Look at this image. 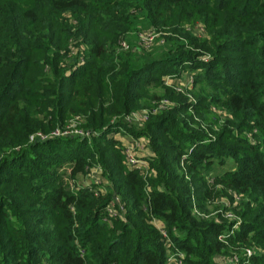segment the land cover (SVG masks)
<instances>
[{"label": "trees", "instance_id": "1", "mask_svg": "<svg viewBox=\"0 0 264 264\" xmlns=\"http://www.w3.org/2000/svg\"><path fill=\"white\" fill-rule=\"evenodd\" d=\"M148 28L162 43L130 46ZM184 71L189 90L164 85ZM74 115L88 135L65 133ZM171 259L264 264V0H0V264Z\"/></svg>", "mask_w": 264, "mask_h": 264}, {"label": "built area", "instance_id": "2", "mask_svg": "<svg viewBox=\"0 0 264 264\" xmlns=\"http://www.w3.org/2000/svg\"><path fill=\"white\" fill-rule=\"evenodd\" d=\"M192 31L196 34V35H202L203 34V27L201 25H197L195 28L192 29ZM156 37H157V33L153 28H149V29H145L142 30L139 33V37H138V44L137 46H135V49L138 50H142V49H149L153 46V44L156 41ZM120 47L124 50L129 49V44L125 41L122 40L120 41ZM177 90H180V88H177ZM169 104L168 100L166 99H162L157 103H154L152 108L150 109H142L139 111H135V112H131L130 114H128L125 119L128 122H141V121H145L148 116L151 113H156L159 112L160 110H162L163 108H165L167 105ZM65 133H69L68 131H66ZM60 132L58 130L53 132V135H59ZM79 135H88V132L83 133L82 131L76 133ZM40 138H45L44 135H39ZM31 140L33 139V136H31L30 138ZM133 140V139H132ZM135 143H142L143 144V140H133ZM137 141V142H136ZM140 145L137 147L136 149H139ZM137 151V150H136ZM136 151L134 150L133 146L127 145L124 148V154H125V164L127 165L128 168L130 169H137L139 170L141 173L146 174L145 172H147V162L142 161L140 158L137 157L136 155ZM114 204L118 205V209L114 206ZM106 210L108 212L109 215L111 216H117V215H122V213L124 211L123 208V204H121L118 200V198L115 199L114 203L108 205L106 207ZM229 218H232L233 215L230 213L226 214ZM160 232L162 234V236L164 238L167 237L166 231L164 229H160ZM166 247H169V240L166 238ZM170 264H181L180 260H175V259H171L170 260Z\"/></svg>", "mask_w": 264, "mask_h": 264}, {"label": "rangeland", "instance_id": "3", "mask_svg": "<svg viewBox=\"0 0 264 264\" xmlns=\"http://www.w3.org/2000/svg\"><path fill=\"white\" fill-rule=\"evenodd\" d=\"M69 21H71V23L73 24V25H75L76 24V22H75V20L72 18V17H70V15H69ZM197 25H199V23H197L196 24V26ZM191 26V25H190ZM190 26H186V28L187 29H190L191 27ZM194 27V26H193ZM149 29V28H148ZM154 30L156 31V33H157V37H156V41H155V43L153 44V46L151 47V48H149V49H143V51H154V49H156L158 46L157 45H159V44H161L162 43V40L163 39H160V36H162V32L161 31H157L155 28H154ZM142 31V30H141ZM141 31H136V32H133V33H129L128 34V39H129V44H130V46H132V45H134V46H137V44H138V37H139V33L141 32ZM203 35L202 36H204L205 35V30H204V28H203ZM126 40V39H125ZM73 46V45H72ZM73 50H74V53H75V51H76V47H74L73 48ZM81 50H83V48L81 47ZM61 53H63V51H61ZM74 53H72V55L70 56V57H66V59H65V63L66 64H68V65H70V63H71V60H73V56H75V55H73ZM189 75H190V72L189 71H184V72H182L181 73V77H178V78H176V77H173V76H170V75H165V76H163V83H164V85H166V86H168V87H172V88H174V90L176 91V92H185V91H187V90H189L190 88H189V86H187L186 85V79L189 77ZM177 88H180V90H177ZM152 90H154V91H156V92H160L161 91V88H151ZM190 99H191V97H190ZM217 111V113L218 114H220L221 116H224L225 114H224V112L223 111H220V110H216ZM135 112V111H134ZM83 119H84V117L82 116V115H74L70 120H69V122H68V125H67V130H68V132L69 133H72V134H76V133H78V132H80V131H82L83 133H85L83 130H82V128L81 127H79V125H80V123L83 121ZM42 135V133H40V132H38L36 135L37 136H39V135ZM126 134H124V133H122V132H120L117 136H125ZM126 137H128L129 138V143H128V145H130V146H133L134 147V150L136 151L137 149H136V147H137V144H138V146L140 145V148L139 149H143L144 148V146H142V143H135L132 139H131V137L129 136V135H126ZM133 138V137H132ZM137 142V141H136ZM138 153H139V151H137ZM232 165V161H228V163L225 165V166H220V165H214V167H213V171H215V172H221L222 170H224V169H226V168H228V167H230ZM60 171L61 172H63V174H62V178H63V180L66 182V183H68V184H72V181L69 179V177H68V173H69V165L68 164H65V166L62 168V169H60ZM99 168L98 167H94L91 171H90V173L88 174V175H86V176H81V177H79V179H78V184H88L90 181H91V179L92 180H94L97 176H98V174H100L99 173ZM146 174H144V175H147V172H145ZM209 208H211V206L209 205ZM226 217H228V216H226ZM229 218V217H228ZM169 248H167V250H168Z\"/></svg>", "mask_w": 264, "mask_h": 264}, {"label": "crops", "instance_id": "4", "mask_svg": "<svg viewBox=\"0 0 264 264\" xmlns=\"http://www.w3.org/2000/svg\"><path fill=\"white\" fill-rule=\"evenodd\" d=\"M123 140L124 141H128L129 138L124 137ZM137 151H139V153ZM137 151H136L137 157L140 158L142 161L146 162L145 157H146V155L148 153V150L146 148H143V149H137Z\"/></svg>", "mask_w": 264, "mask_h": 264}]
</instances>
